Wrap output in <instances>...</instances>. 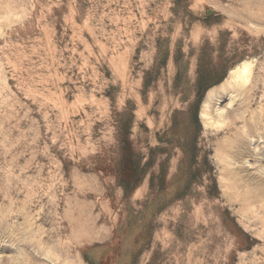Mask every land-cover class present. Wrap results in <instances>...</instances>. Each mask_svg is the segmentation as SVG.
<instances>
[{
	"label": "rangeland",
	"instance_id": "374dc122",
	"mask_svg": "<svg viewBox=\"0 0 264 264\" xmlns=\"http://www.w3.org/2000/svg\"><path fill=\"white\" fill-rule=\"evenodd\" d=\"M0 264H264V0H0Z\"/></svg>",
	"mask_w": 264,
	"mask_h": 264
},
{
	"label": "bare ground",
	"instance_id": "6f19581e",
	"mask_svg": "<svg viewBox=\"0 0 264 264\" xmlns=\"http://www.w3.org/2000/svg\"><path fill=\"white\" fill-rule=\"evenodd\" d=\"M249 74H250V70H249V66L245 65L242 68H239L237 70H233V78L236 81L237 85H245L248 81H249ZM232 97L230 98V103H232ZM209 114L204 112L202 113L203 117L208 116ZM225 120L222 119L221 117L218 120H214L213 124H224Z\"/></svg>",
	"mask_w": 264,
	"mask_h": 264
},
{
	"label": "trees",
	"instance_id": "16d2710c",
	"mask_svg": "<svg viewBox=\"0 0 264 264\" xmlns=\"http://www.w3.org/2000/svg\"><path fill=\"white\" fill-rule=\"evenodd\" d=\"M124 185H125V187L127 188V184H126V183H124ZM128 188H129V187H128ZM128 188H127V189H128Z\"/></svg>",
	"mask_w": 264,
	"mask_h": 264
}]
</instances>
